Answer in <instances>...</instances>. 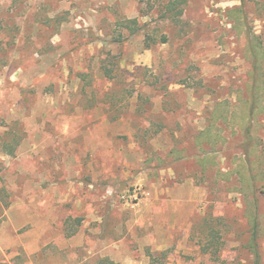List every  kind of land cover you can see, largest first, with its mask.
Here are the masks:
<instances>
[{
    "label": "rangeland",
    "instance_id": "obj_1",
    "mask_svg": "<svg viewBox=\"0 0 264 264\" xmlns=\"http://www.w3.org/2000/svg\"><path fill=\"white\" fill-rule=\"evenodd\" d=\"M174 1L0 0V264H264V0Z\"/></svg>",
    "mask_w": 264,
    "mask_h": 264
},
{
    "label": "trees",
    "instance_id": "obj_2",
    "mask_svg": "<svg viewBox=\"0 0 264 264\" xmlns=\"http://www.w3.org/2000/svg\"><path fill=\"white\" fill-rule=\"evenodd\" d=\"M245 1V0H243ZM187 4V0H175L173 3H171V5L169 6V12H174V14H179L181 12L180 8L181 6L183 5H186ZM259 68V66H257ZM11 151H9V153L11 155L14 154V150L10 149ZM72 235V234H71ZM69 235V236H71ZM100 264H116L114 262H111L110 260L108 259H103L100 261Z\"/></svg>",
    "mask_w": 264,
    "mask_h": 264
}]
</instances>
